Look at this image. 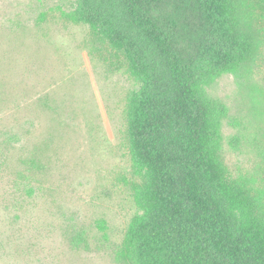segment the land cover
<instances>
[{
  "label": "rangeland",
  "instance_id": "1",
  "mask_svg": "<svg viewBox=\"0 0 264 264\" xmlns=\"http://www.w3.org/2000/svg\"><path fill=\"white\" fill-rule=\"evenodd\" d=\"M227 1L244 57L198 97L224 181L264 213V0ZM75 2L0 0V264H120L114 249L134 208L114 185L128 166L125 114L138 82L122 52L68 17ZM162 3L177 49L197 65L198 0ZM79 233L88 247L75 244Z\"/></svg>",
  "mask_w": 264,
  "mask_h": 264
},
{
  "label": "trees",
  "instance_id": "2",
  "mask_svg": "<svg viewBox=\"0 0 264 264\" xmlns=\"http://www.w3.org/2000/svg\"><path fill=\"white\" fill-rule=\"evenodd\" d=\"M162 2L76 0L67 13L122 52L138 82L125 114L128 166L114 185L134 211L115 259L120 264H264V213L240 183L224 181L198 97L200 84L244 57L240 50L246 43L227 16L232 6L227 0H198L205 34L199 56L207 54L213 64L205 71L201 57L195 65L177 49L176 26L160 12ZM207 124L212 133L213 122ZM97 224L108 242L106 223ZM74 242L88 247L83 233Z\"/></svg>",
  "mask_w": 264,
  "mask_h": 264
}]
</instances>
